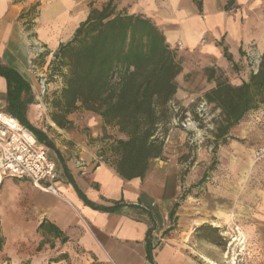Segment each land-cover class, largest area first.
I'll use <instances>...</instances> for the list:
<instances>
[{"label":"crops","instance_id":"0c3cea01","mask_svg":"<svg viewBox=\"0 0 264 264\" xmlns=\"http://www.w3.org/2000/svg\"><path fill=\"white\" fill-rule=\"evenodd\" d=\"M107 1L0 0V63L15 70L33 92L34 75L28 69L32 54L55 52L87 18L90 4L101 10ZM231 1L229 9V0H116V4L129 14L149 18L171 48L180 44L185 52L200 50L207 68L231 77L229 69L243 66L251 48L264 54V0ZM244 71L241 80L227 83L248 82L251 74ZM0 97V107L5 108L6 83L1 77ZM55 113L48 108L37 125L30 108L25 117L51 144L56 194L40 191L27 180L0 181V264L220 262L224 251L220 230L231 219L247 236L250 264H264L261 165L251 167L243 158L233 157L232 163L244 164L243 172L232 168L228 173L233 187L228 184L226 191L211 187L197 198L179 201L177 170L168 162L154 160L142 180H125L112 164L110 147L119 138L117 132V137L109 135L101 117L83 109L67 115L65 126L53 122ZM240 179L243 188L237 189Z\"/></svg>","mask_w":264,"mask_h":264},{"label":"trees","instance_id":"16d2710c","mask_svg":"<svg viewBox=\"0 0 264 264\" xmlns=\"http://www.w3.org/2000/svg\"><path fill=\"white\" fill-rule=\"evenodd\" d=\"M231 4L229 0L226 8ZM196 5L200 10L201 3L198 1ZM89 8L87 18L68 41L58 46L48 64L50 82L61 83L49 103L56 110L52 120L65 126L66 116L78 109L98 115L103 128H113L119 136L110 147L116 173L125 180H142L153 161L162 159L167 126L171 117L179 113L174 100L182 58L149 18L129 14L126 9L118 12L116 0H108L101 10L92 4ZM49 55L48 51L42 52L32 60L33 65L43 69ZM224 57L231 62L226 50ZM0 77L6 83L3 110L31 131L40 144L51 148L47 136L25 117L28 107L35 104L29 84L1 63ZM212 79L210 70L208 80ZM204 100L219 111L217 127L211 132L212 153H216L231 138L229 134L234 127L249 114L264 110V54L257 73H251L248 82L232 86L217 80ZM215 164L213 160L207 171H212ZM206 178L205 172L195 186L200 188ZM78 194L94 207L82 193ZM187 196L196 195L187 190L181 200ZM178 207L179 203L173 206L172 216ZM1 243L0 238V249ZM147 258L150 261V251Z\"/></svg>","mask_w":264,"mask_h":264},{"label":"rangeland","instance_id":"374dc122","mask_svg":"<svg viewBox=\"0 0 264 264\" xmlns=\"http://www.w3.org/2000/svg\"><path fill=\"white\" fill-rule=\"evenodd\" d=\"M122 10H125V7L121 8L118 4L117 11L121 12ZM172 49H175L178 56L182 58V64L183 62L186 64L187 71L182 68L176 78L178 96L174 100V108L179 109V113L171 117L170 124L167 126L168 131L164 137L161 161L168 162L177 170V184L180 187L178 200L180 201L183 193L187 190H190L192 195H196L194 197L197 198L211 187L225 191L229 188L228 184L233 187V181L227 177L228 173L232 172L234 168L237 169L236 172H243L244 167L243 163H232L233 157L243 158V161L250 163L251 167L261 165V169L264 171V158L257 159L256 157V152L264 148V110L249 114L243 122L230 131L229 137L231 138L227 140V143L219 146L216 153H212L213 137L211 132L217 127L219 111L206 104L204 100L205 94L212 89L215 81L241 80L244 76L243 69L249 76L261 54L251 48L246 54L243 66L239 65L238 70L232 67L229 69L230 77L217 68H207L206 58L200 50L185 52L177 45ZM44 51L46 50L42 52ZM53 53L50 52L47 57L46 65L53 60ZM209 69L213 72L214 79L212 81L208 80ZM40 72L46 73L44 69ZM33 85L35 104L28 108L33 112V125H37L35 123H41L43 120L44 111L50 108V100L54 93L60 89L61 83L59 80L51 82L47 95L41 99H37L36 96L38 90L36 76H34ZM202 105L204 106L202 107ZM108 131L109 135L117 137L115 129L109 128ZM213 160L216 164L213 170L208 172ZM205 172L207 173L205 183L200 188L196 187L195 185ZM242 184L241 179L236 180L235 186L237 189L243 188Z\"/></svg>","mask_w":264,"mask_h":264},{"label":"built area","instance_id":"2783aa9c","mask_svg":"<svg viewBox=\"0 0 264 264\" xmlns=\"http://www.w3.org/2000/svg\"><path fill=\"white\" fill-rule=\"evenodd\" d=\"M177 46L181 48L180 44ZM39 54L41 52H35L28 61L29 71L37 78V99L47 95L51 83L48 65L43 68L46 71L43 73L32 63ZM260 60L261 55L251 73H257ZM256 157L264 158V148L256 152ZM5 178L27 180L40 191L56 194L53 183L57 179V171L48 149L38 142L31 131L0 107V181ZM220 237L224 244L222 260L203 261L204 264H250L252 255L248 239L237 220L231 219L220 230Z\"/></svg>","mask_w":264,"mask_h":264}]
</instances>
